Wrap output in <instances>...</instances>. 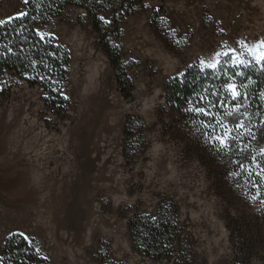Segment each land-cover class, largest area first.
I'll use <instances>...</instances> for the list:
<instances>
[{"label":"rangeland","instance_id":"374dc122","mask_svg":"<svg viewBox=\"0 0 264 264\" xmlns=\"http://www.w3.org/2000/svg\"><path fill=\"white\" fill-rule=\"evenodd\" d=\"M25 6L0 0V21ZM111 16L100 14L103 23ZM119 27L111 42L131 82L128 97L77 7L42 31L69 53L64 116L45 105L40 88L3 78L10 91L0 103V250L9 235L23 233L51 264H240L226 203L201 152L172 129L165 89L201 59L264 39V0H144ZM167 201L177 210L188 261L133 249L129 220L154 216ZM251 264H264V248Z\"/></svg>","mask_w":264,"mask_h":264},{"label":"trees","instance_id":"16d2710c","mask_svg":"<svg viewBox=\"0 0 264 264\" xmlns=\"http://www.w3.org/2000/svg\"><path fill=\"white\" fill-rule=\"evenodd\" d=\"M68 7L87 13L115 70L121 92L129 96L126 86L131 87V82L120 68L119 50L111 38L121 35V20L143 8L144 0H30L25 15L0 24V103L10 91L2 80L10 74L18 83L40 88L45 105L58 115L66 114L68 101L64 88L69 74V53L56 38L44 34L41 39L37 33H43L48 23ZM104 12L112 13L108 23L101 20L100 14ZM231 82L245 94L239 101L243 107L236 115L228 114L233 111V102L225 99L228 94L223 89L224 84ZM201 96L205 97L203 101ZM209 99L215 104L210 115L189 110L197 107L207 110ZM165 102L170 109L172 129L185 139L190 150L201 152L216 192L226 203L227 229L235 261L251 264L253 254L264 248V64L233 66L223 61L216 69L192 64L168 81ZM239 120L245 127L236 129L234 123ZM218 122L234 129L232 135L236 138L228 148L209 142L210 137L204 135L210 131L204 124ZM216 131L220 132L219 127ZM245 169H250L251 176ZM128 225L133 249L139 253L155 260H189L191 254L185 247L177 210L168 201L161 203L154 216L135 215ZM25 237L13 233L6 238L0 250V264H51L37 241Z\"/></svg>","mask_w":264,"mask_h":264},{"label":"snow or ice","instance_id":"6c2138e0","mask_svg":"<svg viewBox=\"0 0 264 264\" xmlns=\"http://www.w3.org/2000/svg\"><path fill=\"white\" fill-rule=\"evenodd\" d=\"M30 0H24L25 4H28ZM19 15H25V13H19ZM4 23V21H0V24ZM41 39H44L43 33H37ZM238 44L241 45L242 51H237L236 48H229L228 51L225 52H217L215 54V57H213L208 62H205V60L201 59L200 64L203 68H209V69H216L219 63L221 62L219 57L221 56H229V53H231L230 60L227 61L228 63H231L233 66L237 65H251L252 63L256 64H264V39L255 41L251 44L245 42V41H238ZM8 51H11V49H8ZM250 57V58H249ZM242 73H236L235 75H241ZM230 80L234 81L235 77H230ZM224 92L228 94L225 99H229L233 102V111L229 112V115H236L239 113V110L243 105L239 103L242 96L245 94L241 93L239 89V85H237L235 82L226 83L223 85ZM209 95H218L217 93H209ZM205 99L204 96L200 97V100L203 101ZM221 103L223 104L224 101L222 100ZM212 107H215L214 102L209 99L207 101V110L205 107H197L189 109L190 111H193L197 114H203V115H210V109ZM204 128L209 129L210 131L204 132V135L206 137H210L209 142H216L219 146L223 148L230 147L231 142L236 138L232 135L233 128L228 127L227 125L220 124L219 122L216 125H213L211 123H206L203 125ZM234 126L236 129H241L245 127V124L242 120H239L238 122L234 123ZM217 127H219L220 132H217ZM241 168H244V165H240ZM245 171L248 172V175L251 176L250 169H245ZM264 171V169H262ZM254 199V198H253ZM23 236L24 234L21 233ZM28 237H25L27 239Z\"/></svg>","mask_w":264,"mask_h":264}]
</instances>
